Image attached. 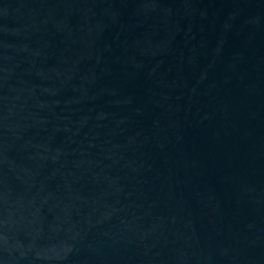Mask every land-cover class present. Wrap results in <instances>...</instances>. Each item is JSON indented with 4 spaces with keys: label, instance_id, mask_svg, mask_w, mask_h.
Segmentation results:
<instances>
[{
    "label": "water",
    "instance_id": "water-1",
    "mask_svg": "<svg viewBox=\"0 0 264 264\" xmlns=\"http://www.w3.org/2000/svg\"><path fill=\"white\" fill-rule=\"evenodd\" d=\"M0 264H264V74L161 0H0Z\"/></svg>",
    "mask_w": 264,
    "mask_h": 264
}]
</instances>
